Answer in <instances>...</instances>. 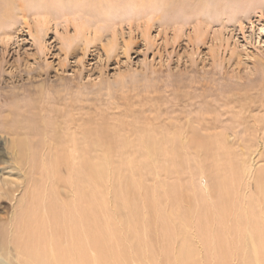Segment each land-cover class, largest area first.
Here are the masks:
<instances>
[{"label": "rangeland", "instance_id": "obj_1", "mask_svg": "<svg viewBox=\"0 0 264 264\" xmlns=\"http://www.w3.org/2000/svg\"><path fill=\"white\" fill-rule=\"evenodd\" d=\"M262 28L264 0H0V167H15L14 140L27 137L33 152L25 167L18 163L27 182L0 209L4 255L18 254L12 242L27 193L34 191L31 211L41 217V196L51 189L58 198L48 190L47 205L55 202L58 223L44 218L43 255L71 244L64 232L73 224L79 236L85 225V247L94 233L108 248L100 264L146 261L150 251L175 264L184 240L198 264H220L223 231L218 224L212 235L209 219L236 217L245 200L263 195L256 184L264 169ZM55 147L82 151L71 164L76 194L68 199L83 192L82 222L60 202L66 168L59 178L43 169V151L51 160ZM95 164L102 167L93 184ZM233 172L240 207L215 217V205L232 199L220 186ZM225 262L243 264L242 249Z\"/></svg>", "mask_w": 264, "mask_h": 264}, {"label": "bare ground", "instance_id": "obj_2", "mask_svg": "<svg viewBox=\"0 0 264 264\" xmlns=\"http://www.w3.org/2000/svg\"><path fill=\"white\" fill-rule=\"evenodd\" d=\"M30 141L31 140H28L27 137L21 138L20 140H16V141L14 140L13 143H12L11 148L13 149L12 150L13 151V155L15 156V161H16L15 167L11 168L10 172L7 171L6 168H1L0 167V209H2L3 206H4V208L7 207V206L9 207L10 205H8V203L5 202V200H11V202H12L14 200L15 195L17 194V192H19L21 186L24 184V182H27L26 179L23 182L22 169L18 168V165H19L18 163H20V162L24 163V167H25V164H27L26 162H28V164H29V159H31L32 156H33V152L31 150L32 148L30 146V144H31ZM221 141H223V140H221ZM213 142H215V141H213ZM216 143L220 144L218 138H217ZM52 151H54V152H52ZM43 152H44V155L46 156L45 150ZM49 152L53 153L52 156L50 157L51 160H47V158H45V156L43 154L41 156V158H42L41 160H43V169L48 174L49 173L50 174L53 173L54 174L53 176L55 178H59L60 177L59 176V170L62 167L66 168V170L68 171V174H69V178H66L68 181L65 180L64 178H60V179H58V183H57L58 184L57 185L58 192H59V195H61V199H62V200H60V202L62 201V206L67 211V213L69 215H72V213L73 212L75 213L76 211L78 213H80V218H81V222H82L83 221L82 217H84V212H85V209H86L85 208L86 204L84 205V201H83V192L79 194L80 196L78 197V200H74L73 202L71 200L70 201L68 200V199H71V197L73 196V193H74V196L76 194L75 193L76 190H75V192H73L74 189L71 187V186L75 185V184H72V182H74L75 179L72 180V177H73L72 168L73 167L71 166V164L73 166L76 165L75 163L77 161H79V159H80V157L82 155V151L78 152L79 155H80L79 157L76 156L75 154H73L75 152L74 150H71L70 152H66L65 150H61L58 147H55V149H53V150L49 148ZM65 152L67 153V156H65L66 155ZM83 157H84V155H83ZM0 161H1V159H0ZM100 162H98V163H100ZM106 162H107V160H106ZM80 165H81V162H80ZM106 166H108V165L106 164ZM101 167H102L101 164L100 165L99 164H95V165H93V167L90 166L91 169L89 168V166L87 167V168H89L88 172H90L91 170L93 172V173L91 172L92 174L89 173V174H91L90 178L94 179V180L91 179L92 181H94L93 184L95 183V181H98V175L101 173V171L99 173V169H101ZM63 170H65V169H63ZM70 171L72 172V176H71V172ZM109 171H111V170H109ZM46 172H45V174L48 175ZM74 172H75V169H74ZM80 173L82 174V172H80ZM104 173H105V171H104ZM107 173H108V168H107ZM78 174H79V172H78ZM48 176L51 177L50 175H48ZM236 176H237L236 173H234V175H232L230 179L225 178V180L223 181L222 185L220 186V190L223 189V190H225L226 193H228V192L231 193L230 192V189H231V191H232V194H231L232 195V199H230V198L228 199L227 197L223 198V200H222L223 204L219 205L220 208L215 205V208H216L215 209V213H216L215 217H216L217 214H223V213H226V212L236 211L237 207H240L239 200H238L239 195H238V197H236V195H234L235 192L237 191V189L238 190L240 189V186L236 185L238 183V180H237ZM237 177L240 180V176L238 175ZM95 178H97V179H95ZM227 179L230 180L229 183H228ZM49 181L47 180V182H49ZM97 183L98 182H96V184ZM100 183L97 184V185H101ZM103 183H105V182H103ZM124 184H126V183H124ZM256 184H257V187H258V190L260 191V193L263 194V195H261L259 197V200H260L259 202L245 200L244 209L239 208L235 212L236 217H232V216L231 217H227V216L221 217L220 216L218 218L216 217L217 220L209 219V222L212 221V223H210L211 224L210 226L212 227V231H211L212 235L216 234V226L218 224L220 225V229H222V231H223L221 233L222 236H223L221 238H223V239H222V242H220V246L218 248L219 250H218V254H217L219 256V258H220V260H219L220 264H227V262H225V261L233 259V258H236L238 256V253H239L240 249H242V251H243V264H264V169L262 171L260 169V171L257 173V175H256ZM51 185H52V183H51ZM76 186H78V185H76ZM83 186H85V185L83 184L82 187ZM48 187H50V182L47 184V186L45 184V188H48ZM94 187H99V186H94ZM61 188H63V189H61ZM29 190H30V188H29ZM42 190H43V188H42ZM48 190L50 191L49 194H51L52 198H53V196L58 198V194H56L55 192L52 193L51 189H48ZM48 190H46L45 193L41 196V199H43V203H42V200L40 202L41 203L40 207L42 208L41 209L42 210V215H44V217L42 215H41V217H36V215H35L36 212L35 211L34 212L31 211V205H34V202L36 201L35 200V193H34L33 190L27 193L28 194V196H27L28 198H26L25 203H24V207L27 206V208H25L24 211L20 215H18V217L16 218V222L18 221V226H19V229L21 228L20 229L21 232L18 234L19 235L18 238H14V240L12 242V244L13 245L15 244V246H16V248L18 250L17 256H13V254H11V252H10V254L7 253L6 255H4V253L2 252V251L5 250L4 238H5L6 234L4 232V226L0 227V234H1L0 235V264H52L51 261L53 262V264H88V263H91V262H89V259H88L89 256L85 255L86 252H87L85 249H86V247H89V246H90L89 248L92 249V253H93L92 264H100V262L102 261V258L104 259V257L101 258V256H103L102 253L105 250H108V248L106 246L102 247L100 245L101 243L97 242V238H96V235H94V233H93V235L91 234V236H90V239H91L90 241H92V242H90V244L88 242L87 244L89 246L87 245L85 247L86 244L83 245L81 243V240H80V237L87 239L86 242L89 240V235H85V232H84L85 225H80L81 232L79 230V232H80V236H79V234H77L78 230L76 231L73 228L74 227L73 224H69L68 232L65 231L64 233H65V236H67V233H68L69 236H71V242H70L71 244L64 243V244H66L65 246H63V247H65L64 250H63V248L62 249H56L55 248V254L51 253V254H49L50 256H48L45 253L44 254L45 256H44L40 252V250L37 248V246L41 244L40 241L43 239V234L41 233L40 227H42V225L45 223V219L44 218L49 219V221H50V223L52 225H55V224L58 223V222L56 223V220H57L58 217L57 218L55 217V211L53 210V205L55 204V202H53L54 204H50L51 202H49L48 204H50V205L49 206L47 205V197L49 196V194H48L49 191ZM204 190H205V188H204ZM227 190H229V191H227ZM39 191L41 192L40 187H39ZM69 194H70V196H69ZM87 194H90V193H87ZM233 195L235 196V198L233 197ZM209 196H210V193H209ZM36 198H37V196H36ZM96 199H97V197H96ZM131 200H134V199H131ZM91 202H92V200H91ZM138 202L140 203V200ZM148 202H149V200H148ZM147 206L148 205L146 204V207ZM91 207H93V206H91ZM101 208H103V207H101ZM142 208H143V206H142ZM57 209H59V208H57ZM146 210H147V208H146ZM150 210H152V208ZM90 212L93 214L94 213L93 209H91ZM132 212H134V211H132ZM91 213H89V214H91ZM103 216L104 215H102V217ZM102 217H100V218L102 219ZM202 217L203 216H201V218ZM85 218L87 219V217H85ZM93 218H96V217L93 216ZM219 218H220V223L218 222ZM74 219H75V217H74ZM76 219H78V218H76ZM97 219L101 220L99 218H97ZM103 219H105V218H103ZM70 220H71V218H70ZM101 221H99V222H101ZM88 222H89V220H88ZM74 224H75V222H74ZM90 224L92 226V223H90ZM93 224L95 225V223H93ZM95 226L97 227V225H95ZM94 227H92L91 229L94 230L93 229ZM100 228H101V226H100ZM42 231H44V228H43ZM94 231H97V230H94ZM97 234L99 235L100 233H97ZM102 234H100L101 237H102ZM166 234H167V232H166ZM59 235H61L60 232H59ZM205 235H207V234H205ZM103 236H105V235L103 234ZM164 236H165V234H164ZM114 241H115V239H114ZM104 242H105V240H104ZM58 244H59V242H58ZM53 245L54 244L52 243V246ZM143 245H145V244H143ZM162 245H164V244H162ZM214 245L216 247L215 243H214ZM214 245L212 244V246H214ZM193 246L194 245L192 243H190V242L188 243V242H186L184 240L182 242L181 247L178 250L176 249L177 253L175 255V264H198L197 261H196V254L194 252H192ZM54 247L55 246H53V248ZM161 247H163V246H160V248ZM201 248H202V246H201ZM147 249H148V246H147ZM164 249H166V248H164ZM202 251L203 250L201 249V254L203 253ZM150 252L147 253L148 255L146 254L147 256L145 255L146 256L145 257L146 261H142V260H140V259L135 257L136 259L134 258L135 259L134 264H136V262L139 261V260H140L139 264H168L170 262V260L169 261L167 260L169 258L168 255H166L167 259H164V261H166L164 263V262H162L163 261L162 259H161L162 261H160L154 255H152V256L149 255ZM212 253H213V251H212ZM215 253H216V250H215ZM90 260H91V258H90ZM105 262H107V260ZM108 263L109 262H107V264ZM126 263H127V261H126ZM204 263L200 261V264H204Z\"/></svg>", "mask_w": 264, "mask_h": 264}, {"label": "snow or ice", "instance_id": "obj_3", "mask_svg": "<svg viewBox=\"0 0 264 264\" xmlns=\"http://www.w3.org/2000/svg\"><path fill=\"white\" fill-rule=\"evenodd\" d=\"M260 31H261V34L264 35V28H262Z\"/></svg>", "mask_w": 264, "mask_h": 264}]
</instances>
